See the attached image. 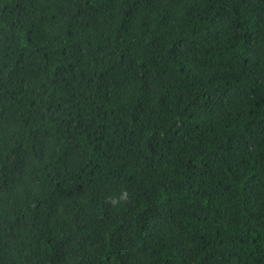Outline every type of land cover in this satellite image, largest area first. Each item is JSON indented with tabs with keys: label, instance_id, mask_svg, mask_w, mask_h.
Instances as JSON below:
<instances>
[{
	"label": "trees",
	"instance_id": "1",
	"mask_svg": "<svg viewBox=\"0 0 264 264\" xmlns=\"http://www.w3.org/2000/svg\"><path fill=\"white\" fill-rule=\"evenodd\" d=\"M0 264H264V0H0Z\"/></svg>",
	"mask_w": 264,
	"mask_h": 264
},
{
	"label": "clouds",
	"instance_id": "2",
	"mask_svg": "<svg viewBox=\"0 0 264 264\" xmlns=\"http://www.w3.org/2000/svg\"><path fill=\"white\" fill-rule=\"evenodd\" d=\"M108 203H110L112 206H116L117 204L121 202H128L129 200V193L127 190H124L121 192V195L118 198H107Z\"/></svg>",
	"mask_w": 264,
	"mask_h": 264
}]
</instances>
